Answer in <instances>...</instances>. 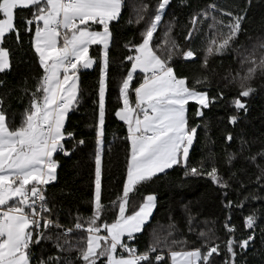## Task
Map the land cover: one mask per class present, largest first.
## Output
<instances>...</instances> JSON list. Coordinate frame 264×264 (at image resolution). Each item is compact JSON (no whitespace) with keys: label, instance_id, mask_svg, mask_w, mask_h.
I'll return each mask as SVG.
<instances>
[{"label":"snow or ice","instance_id":"6c2138e0","mask_svg":"<svg viewBox=\"0 0 264 264\" xmlns=\"http://www.w3.org/2000/svg\"><path fill=\"white\" fill-rule=\"evenodd\" d=\"M185 4L186 0H180ZM250 3V0H249ZM170 0H157L154 15L147 16L150 6L141 4L134 9L135 21L145 27L140 33V42L128 41L124 47L134 55H128L131 67L126 69L118 85L119 101L115 116L127 125L126 140L130 145L127 157L126 177L122 190L112 206L118 207V214L111 223H98L106 206L102 202V151L105 124V92L109 71V48L114 41L110 28L112 22H119L124 0H0V73L11 67V53L3 46L7 35L15 34L18 44L21 40V29L15 26L16 12L30 10V18H22V31L29 34L30 46L38 57V65L42 74L37 78L36 88L29 91V102L21 114L20 123L10 127L5 110V97L0 95V264H73L64 260L62 254L75 250L76 264H97L102 257V264H164L165 257L170 264H214V254H220V246L214 241L219 239L214 234L201 232V247L188 249L186 241L173 240L167 237H155L144 252H138L122 238L133 240L134 234L140 233L149 221L156 203L154 194L146 195L131 214H127L130 195L137 186L149 182L174 166L183 167L184 176L207 177L220 189L230 187L229 180H235L232 173L225 180L215 166V157L209 153V161L213 166L205 169L202 159L197 165L189 167L190 149L194 145L198 129L201 125L190 126L186 116V105L195 101L199 106L195 116L203 120L204 109L225 99L223 91L210 95L208 76L196 78L191 87L187 77L178 76L171 66L175 58L185 61L195 57L192 49L184 50L172 38L175 17L169 21L162 34V42L154 45V33L162 23ZM213 13L227 17V23L218 19ZM247 10L240 13L224 11L210 4L204 9L194 12L184 36L186 42L200 31V25L207 22L211 31V39L206 37L203 48L204 57L201 68L208 69L211 56L221 55L244 31L243 22ZM147 16V19H146ZM102 26V31L92 30V25ZM34 26V33H33ZM91 45L102 46L99 56L98 79V116L95 123L94 179L93 194L90 200L91 216L75 217L73 227L65 228L58 219H52V208L49 207L45 195V186L57 179L58 162L54 154L61 153L69 157L78 146L85 143L76 140L73 132L65 128L68 113L79 103V85L77 73L81 68H91L97 61L89 55ZM260 55L257 56L256 52ZM241 65H248L243 74L232 77L238 81V94L228 104L234 113L228 116V123L235 125L240 119L239 113L248 111L242 98H248L256 89L251 81L259 73L264 75V41L253 46L252 53L241 59ZM139 70L143 74L142 81L134 89H130L134 73ZM5 81L0 80V88ZM203 90H199V89ZM134 92V103L130 94ZM7 94V93H6ZM5 94V95H6ZM22 98V97H21ZM207 135L208 123L204 122ZM227 143L233 139L228 133L224 137ZM71 141V148L65 143ZM247 147L241 138L240 150ZM264 159V149L246 157L250 162L257 158ZM225 162L231 165L235 154H225ZM259 168V165H257ZM257 176V183L264 180V169ZM255 199V197H251ZM249 199V197H245ZM243 202H241L242 206ZM232 201L224 205L231 209ZM82 220L88 227L84 229L86 237L75 242L68 237L84 228ZM257 218L255 210L244 217V227L252 234L239 241L233 238L235 226L231 225V217L226 216L224 230L227 234L225 242L224 264H236L238 246L244 252L253 242ZM56 229L55 236L51 229ZM101 230L105 233L101 235ZM191 230V229H190ZM264 233V229H261ZM52 242L55 252L45 256L33 253L34 247L44 242ZM166 249V252L164 251ZM159 250V251H158ZM120 254H117V253ZM155 255L153 256V254Z\"/></svg>","mask_w":264,"mask_h":264},{"label":"trees","instance_id":"16d2710c","mask_svg":"<svg viewBox=\"0 0 264 264\" xmlns=\"http://www.w3.org/2000/svg\"><path fill=\"white\" fill-rule=\"evenodd\" d=\"M157 0H124L122 14L119 22L110 24L114 41L109 48V71L105 92V124L102 151V202L106 206L102 218L98 223H111L118 214V207L112 206L122 190L123 180L126 177L127 157L130 145L126 140L127 126L115 116L117 108L122 106L119 101L118 85L130 63L124 58L134 55L124 47L128 41L140 42V33L145 27V21L137 24L128 23L130 19L135 21L134 9L141 4L150 6L147 16L154 15ZM210 4L224 11L240 13L247 10L246 19L243 22L244 31L239 35L231 47L221 55L211 56L208 60L207 71L201 68L204 57L203 48L206 46V37L211 39V31L207 22L200 25V31L186 42L184 36L187 29L192 27L189 23L194 12L206 8ZM218 19L227 23V17H221L219 13H213ZM15 26L21 29V40L18 44L15 34L7 35L3 46L11 53V67L5 73H0V80L5 81V86L0 88V95L5 97V110L10 127H16L20 123L21 114L28 105L29 97L22 93L27 88L33 91L36 88L37 78L42 74L38 65V57L31 49L29 34L22 31L24 25L22 18H30V10L17 11ZM146 16V19H147ZM1 17V16H0ZM175 17V26L172 31L174 38L182 49H192L196 55L188 61L182 57L175 58L172 67L178 76L188 78L191 87L196 78L208 76L210 95H216L223 91L225 99L204 109L203 120L195 116L199 107L196 102L189 101L186 107V116L190 126L201 125L198 129L194 145L190 149L188 166L197 165L202 159L205 161V169L213 166L209 161V153L215 157V166L225 180H229L235 173V180H229L230 187L226 190L214 185L207 177L184 176L183 167L174 166L166 170V174L159 175L149 182H145L130 195L127 205V214L136 209L142 198L149 194L156 196V203L149 221L144 225L140 233L134 234L133 240L122 238L129 246L135 247L138 252H144L153 242L155 237L161 239L167 237L168 242L186 241L188 249L201 247L203 240L199 233L214 234L219 239L215 240L220 246V254H214V264H224L225 242L227 234L224 230L225 217H231V225L235 226L232 234L237 241L252 234L244 227V217L255 210L257 224L254 229V242L241 252L237 246L236 264H264V180L257 183V176L264 169V159L257 158L253 163L245 159L264 149V75L257 74L251 81L255 93L248 98H242L248 111L239 113L240 119L235 125L228 123V116L235 114L234 109L228 104L238 94V81L232 77L237 73L243 74L248 65H241V59L252 53L253 46L264 41V0H186L181 4L180 0H170V4L162 18V23L154 33V45L162 42V34L166 30L165 25ZM95 26V25H94ZM34 33V26H33ZM101 47L92 45L89 48L90 57L97 62L91 68L78 71V85L80 89L79 103L68 113L65 120L67 131L73 132L75 139H83L85 143L78 146L69 156L60 153L54 154L58 162L57 179L45 186V195L49 207L52 208V219H58L65 228L73 227L75 217L87 218L91 216L90 200L94 186V151H95V123L98 116V79L99 56ZM259 56L260 52L257 51ZM143 79L140 72H135L130 89H134ZM199 90H203L202 88ZM7 93V94H6ZM6 94V95H5ZM22 97V98H21ZM132 101V92L130 94ZM208 123L207 135L203 127ZM231 133L233 139L227 143L224 137ZM241 138L247 142V147L240 150ZM71 141L65 143V148H71ZM235 154L231 165L225 162V154ZM259 165V168L257 167ZM255 197L252 199L251 197ZM249 197V199H245ZM228 201H232L231 209L224 207ZM241 202H243L241 206ZM84 228L74 231L68 239L75 242L81 237H86L84 229L88 227L82 220ZM191 229V230H190ZM51 234L56 235L57 230L51 229ZM105 233L101 230V235ZM33 253L39 255L41 251L45 256L55 252L52 242H44L40 247H34ZM159 251V250H158ZM166 252V249H164ZM117 254H120L119 252ZM64 260L73 261L76 264V252L62 254ZM105 258L97 261L102 264ZM34 264V262H33ZM164 264H169L165 259Z\"/></svg>","mask_w":264,"mask_h":264},{"label":"crops","instance_id":"0c3cea01","mask_svg":"<svg viewBox=\"0 0 264 264\" xmlns=\"http://www.w3.org/2000/svg\"><path fill=\"white\" fill-rule=\"evenodd\" d=\"M0 18H3L2 16ZM95 25V26H94ZM92 30H95V31H102V26L98 25V24H93L92 25ZM92 46V45H91ZM90 46V47H91ZM100 46V45H99ZM102 48V46H100ZM81 69H84V68H81ZM136 72H139L138 70ZM143 75V74H142ZM77 76H78V73H77ZM138 86V85H137ZM131 101V100H130ZM132 103H134V92H132ZM187 107V105H186ZM123 122V121H122ZM126 125V124H125ZM127 126V125H126ZM169 264H170V260H169Z\"/></svg>","mask_w":264,"mask_h":264},{"label":"built area","instance_id":"2783aa9c","mask_svg":"<svg viewBox=\"0 0 264 264\" xmlns=\"http://www.w3.org/2000/svg\"><path fill=\"white\" fill-rule=\"evenodd\" d=\"M61 154V153H60ZM63 155V154H62ZM155 255V253L153 254V256ZM165 259H167V257H165Z\"/></svg>","mask_w":264,"mask_h":264},{"label":"rangeland","instance_id":"374dc122","mask_svg":"<svg viewBox=\"0 0 264 264\" xmlns=\"http://www.w3.org/2000/svg\"><path fill=\"white\" fill-rule=\"evenodd\" d=\"M139 71V70H138ZM191 102H195V101H191ZM150 195V194H149ZM131 214V213H130ZM168 260V259H167ZM168 262H169V260H168Z\"/></svg>","mask_w":264,"mask_h":264}]
</instances>
